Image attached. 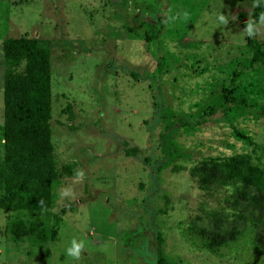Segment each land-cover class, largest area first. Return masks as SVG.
I'll return each instance as SVG.
<instances>
[{"label":"rangeland","instance_id":"1","mask_svg":"<svg viewBox=\"0 0 264 264\" xmlns=\"http://www.w3.org/2000/svg\"><path fill=\"white\" fill-rule=\"evenodd\" d=\"M253 9L239 0H0V162L5 78L24 68L3 58V43L48 39L62 179L54 242L12 241L0 211V264H159V232L169 264H264L250 221L214 253L191 229L209 212L239 214L230 191L199 190L193 167L247 157L264 170V66L252 64L244 27ZM254 28L264 41V13Z\"/></svg>","mask_w":264,"mask_h":264},{"label":"trees","instance_id":"2","mask_svg":"<svg viewBox=\"0 0 264 264\" xmlns=\"http://www.w3.org/2000/svg\"><path fill=\"white\" fill-rule=\"evenodd\" d=\"M239 1L254 3L253 23L244 24L246 46L255 57L252 64L264 66V41L257 38L254 28L264 13V0ZM238 17L244 19L245 15ZM52 48L51 40L39 38H8L2 46L3 58L23 64L24 68L8 74L4 82L5 151L0 162V211L9 215L5 233L12 241L26 238L42 247L56 239L51 209L62 183L51 135ZM126 153L135 155L134 150ZM191 177L201 191H230L229 203L239 211L232 213V221L228 213L209 212L207 221L201 219L202 226L193 225L191 229L201 238L202 246L211 253L228 246L247 233L250 221L258 229L253 240L254 253L264 257V170L252 165L247 157L212 159L193 167ZM163 201L159 211L166 213L172 200L166 194ZM156 239L158 263H173L163 254L160 232Z\"/></svg>","mask_w":264,"mask_h":264}]
</instances>
